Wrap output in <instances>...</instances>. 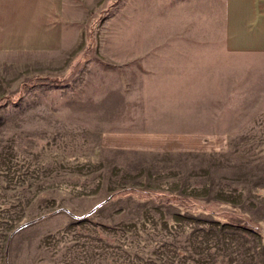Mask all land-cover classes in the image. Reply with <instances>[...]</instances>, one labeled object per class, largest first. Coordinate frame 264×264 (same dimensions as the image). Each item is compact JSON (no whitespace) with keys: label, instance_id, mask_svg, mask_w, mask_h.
Returning <instances> with one entry per match:
<instances>
[{"label":"rangeland","instance_id":"1","mask_svg":"<svg viewBox=\"0 0 264 264\" xmlns=\"http://www.w3.org/2000/svg\"><path fill=\"white\" fill-rule=\"evenodd\" d=\"M79 1L90 15L78 53L0 55L3 206L16 205L11 187H26L29 171L36 221L50 214L46 231L35 229L37 254L62 264H264V136H232L226 152L211 154L117 156L99 147L107 131L154 122L231 130L255 118L264 130V57L223 54L222 0H211L209 26L185 1ZM133 67H150L141 69L147 81L181 78L186 67H239L258 85L224 113L193 103L173 120L131 121L125 105L139 88L125 97L121 81L138 79Z\"/></svg>","mask_w":264,"mask_h":264},{"label":"crops","instance_id":"2","mask_svg":"<svg viewBox=\"0 0 264 264\" xmlns=\"http://www.w3.org/2000/svg\"><path fill=\"white\" fill-rule=\"evenodd\" d=\"M183 1L190 10H193V15L196 14L198 17L197 23L210 25L211 0H177L178 3ZM142 4L145 11V4ZM139 7L141 8L140 5ZM89 15L90 10L76 0H0V55L44 58L76 54L77 47L81 49L84 44L81 33L85 29ZM220 17L222 52L225 56L264 57V0H222ZM72 40L74 42H70ZM149 68L133 67L139 72L138 79L128 80L124 76L121 81L125 97L132 86L139 88V91L133 93L136 96H130V102L125 105L126 116H123L125 119L173 120L176 114L193 112L191 106L193 103L213 105L214 112L224 113L227 111L224 105L242 103L243 89H251L258 85V81H253L252 70L247 77L246 73L242 74L244 71L239 67H230L229 70L228 67H204L206 69L186 67L184 76L181 78L173 76L170 81L166 78L147 81L148 75L146 72L141 75V69L150 70ZM155 68L156 71H166L168 67ZM170 68L173 71L175 67ZM152 86L154 93L151 95L147 88ZM142 89H145V92ZM171 89L182 95L178 98L176 95H170ZM261 112L264 113V110ZM189 121L180 122L170 129H163L162 125L154 122L155 125L150 126L131 125L129 130L107 131L102 136L99 147L117 156L130 153L167 154L200 151L211 154L216 151L226 152L225 149L231 145L232 136H264L263 129L254 127L257 124L255 118L244 126L231 130L221 123L216 125L214 130L194 128L192 130L190 127L193 125ZM245 164L254 166L253 161ZM107 166L126 167L127 164L109 159ZM33 178L29 177L28 171L26 187H11L17 197V203L7 208L3 206V182L0 177V264H62L57 254L55 256L37 254L39 242L34 236L35 229L37 226L46 231L44 226L48 224L50 214L39 212L38 215L42 218L36 221ZM128 188L121 190L125 192L138 190ZM64 229L65 227L59 230Z\"/></svg>","mask_w":264,"mask_h":264},{"label":"trees","instance_id":"3","mask_svg":"<svg viewBox=\"0 0 264 264\" xmlns=\"http://www.w3.org/2000/svg\"><path fill=\"white\" fill-rule=\"evenodd\" d=\"M130 192L138 193L139 191H137V190H131ZM125 193H128V192H123V193H120V194H125Z\"/></svg>","mask_w":264,"mask_h":264}]
</instances>
